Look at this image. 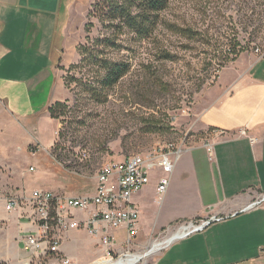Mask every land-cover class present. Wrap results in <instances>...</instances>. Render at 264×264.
Instances as JSON below:
<instances>
[{
    "label": "rangeland",
    "instance_id": "obj_1",
    "mask_svg": "<svg viewBox=\"0 0 264 264\" xmlns=\"http://www.w3.org/2000/svg\"><path fill=\"white\" fill-rule=\"evenodd\" d=\"M101 1L88 11L81 57L66 74L70 96L55 107L60 137L52 153L57 157L60 152L57 158L64 168L50 155L49 142L41 139L54 135L52 124L36 132L16 122L22 148H14L7 161L12 166L0 168V264H47L31 252L15 249L18 232L29 233L30 217L22 211L11 217L6 198L29 196L35 189L90 194L97 185L99 168L109 161L145 154L170 142L190 145L199 141L203 134L196 122L207 105L206 88L238 55L264 52V0H170L149 37L103 16ZM106 62L127 63L130 70L116 85L102 88ZM37 143L41 151L33 154L31 144ZM3 159L0 152V163ZM185 179L171 184L162 204L152 184L135 195L141 226L133 253H142L168 228L186 222L153 227L157 211L162 220L167 210L184 203ZM229 220L227 216L210 224L209 237L204 230L194 232L171 252L156 251L140 264H154L162 251V264H264V235L217 237V230L223 234L244 227ZM116 237L121 247L124 232L116 231ZM235 238L238 242L233 244ZM65 246L81 264L107 255L86 232L76 238L70 235Z\"/></svg>",
    "mask_w": 264,
    "mask_h": 264
},
{
    "label": "crops",
    "instance_id": "obj_2",
    "mask_svg": "<svg viewBox=\"0 0 264 264\" xmlns=\"http://www.w3.org/2000/svg\"><path fill=\"white\" fill-rule=\"evenodd\" d=\"M96 1L0 0V152L4 157L0 168L12 166L7 161L14 154V148L17 145L18 149L22 148V137L17 136V121L36 132L40 127L52 124L54 135L50 138L41 136V139L49 142L50 155L64 168L52 153L60 137V119L53 117L49 109L65 103L70 96L66 74L81 57L79 47L85 37L88 11ZM204 96L207 105L196 122L203 136L190 145L183 143L164 195L159 196L156 192V177H152L147 185H154L161 204L173 182L185 177L188 187L184 203L167 210L166 218L161 220L160 211L156 212L154 230L177 221H186L179 223L183 224L196 218L228 216L229 221L240 226L244 224V227L223 234L217 230V237L264 235V214L258 213L264 208V201L248 208L264 193V52L238 55L220 71L216 82L206 88ZM40 144H31L33 154L41 151ZM29 169L35 170L33 166ZM83 195L88 194L75 191L68 196ZM173 209L176 211L172 214ZM27 226L29 231L36 228L31 222ZM210 230L206 231L208 237ZM83 232L98 241L101 250L107 253L100 236L86 229H72L64 236L60 248L76 264H81V260L67 250L65 240L70 235L76 238ZM192 234L177 238L164 251L171 252L175 245L192 238ZM24 236L26 234L18 232L15 249L29 253ZM236 238L231 240L233 244L238 242ZM159 255L161 257L156 258L154 264H162L165 253L162 251ZM105 257L102 254L84 263L94 264Z\"/></svg>",
    "mask_w": 264,
    "mask_h": 264
},
{
    "label": "built area",
    "instance_id": "obj_3",
    "mask_svg": "<svg viewBox=\"0 0 264 264\" xmlns=\"http://www.w3.org/2000/svg\"><path fill=\"white\" fill-rule=\"evenodd\" d=\"M182 150L183 143L170 142L145 154L105 163L97 172V186L93 194L68 196L35 189L29 196L6 198V209L9 212H28L30 222L36 228L23 237L25 247L32 254L46 260L47 264H76L60 248L64 236L75 228L86 229L100 236L107 251L102 260L128 259L136 254L131 250L137 244L140 231V212L134 196L151 182L152 177L158 179L157 194L164 195ZM262 201L264 193L248 208ZM221 219L223 217L212 216L179 224L168 228L155 240L161 243V249H167L177 238L203 231ZM118 230L124 232L121 240L123 247L116 246Z\"/></svg>",
    "mask_w": 264,
    "mask_h": 264
},
{
    "label": "trees",
    "instance_id": "obj_4",
    "mask_svg": "<svg viewBox=\"0 0 264 264\" xmlns=\"http://www.w3.org/2000/svg\"><path fill=\"white\" fill-rule=\"evenodd\" d=\"M169 3L170 0H102L100 13L108 19L119 20L122 26L141 37H149L160 23V14L168 8ZM102 68L105 69V75L100 81V86L108 88L116 85L127 74L130 65L123 62H106ZM62 104L50 107L53 117H57L55 107ZM57 157L60 158V152H57Z\"/></svg>",
    "mask_w": 264,
    "mask_h": 264
},
{
    "label": "bare ground",
    "instance_id": "obj_5",
    "mask_svg": "<svg viewBox=\"0 0 264 264\" xmlns=\"http://www.w3.org/2000/svg\"><path fill=\"white\" fill-rule=\"evenodd\" d=\"M162 243H164V242H162ZM160 244L161 243H159L158 240H152L150 248H147L142 253H138V254L129 256L128 259H118L116 261H113V260H109V261L101 260L100 262H97V263H94V264H136V263H138V261H141V260L145 259L146 257L152 255L156 251L158 252L159 250H161V247H160L161 245Z\"/></svg>",
    "mask_w": 264,
    "mask_h": 264
}]
</instances>
